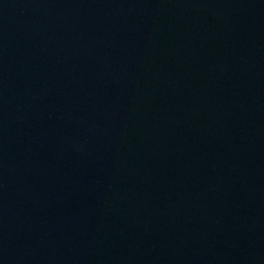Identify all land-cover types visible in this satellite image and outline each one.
I'll use <instances>...</instances> for the list:
<instances>
[{
  "label": "water",
  "instance_id": "obj_1",
  "mask_svg": "<svg viewBox=\"0 0 264 264\" xmlns=\"http://www.w3.org/2000/svg\"><path fill=\"white\" fill-rule=\"evenodd\" d=\"M0 264H264V0H0Z\"/></svg>",
  "mask_w": 264,
  "mask_h": 264
}]
</instances>
